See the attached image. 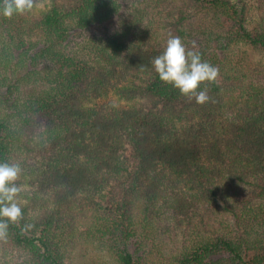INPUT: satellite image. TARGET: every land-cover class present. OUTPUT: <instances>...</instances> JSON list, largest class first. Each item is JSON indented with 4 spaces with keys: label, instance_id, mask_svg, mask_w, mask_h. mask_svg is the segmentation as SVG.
I'll return each mask as SVG.
<instances>
[{
    "label": "trees",
    "instance_id": "obj_1",
    "mask_svg": "<svg viewBox=\"0 0 264 264\" xmlns=\"http://www.w3.org/2000/svg\"><path fill=\"white\" fill-rule=\"evenodd\" d=\"M116 1L34 0L6 18L0 0V163L20 166L18 187L36 185L16 197L21 219L0 217V239L28 264H76L77 243L114 237L123 247L97 264H264V240L247 238L264 223V97L226 121L215 82L200 85L209 100L197 104L160 80L151 61L162 47H134L117 32L93 56L70 51L74 31L104 23ZM188 5L219 30L202 32L203 61L232 40L264 47L239 1ZM202 202L223 214L193 223L189 209Z\"/></svg>",
    "mask_w": 264,
    "mask_h": 264
},
{
    "label": "rangeland",
    "instance_id": "obj_2",
    "mask_svg": "<svg viewBox=\"0 0 264 264\" xmlns=\"http://www.w3.org/2000/svg\"><path fill=\"white\" fill-rule=\"evenodd\" d=\"M237 1L244 7L243 16L246 27L253 34H264V0ZM116 4H118V10L101 25L97 24L81 31L78 29L74 31V34L76 33L75 40L69 43L70 51L83 49L81 53H90L93 56L96 46H102L109 34L112 36L117 32L123 36L127 34L131 42L130 45L134 47L143 49L162 47L166 49L168 39L178 36V31H184L186 37L182 43L186 50L197 51L205 37L203 31L212 28L215 35L219 33V30L214 28V16L209 14L201 18L194 17L195 11L192 5H188V0H117ZM182 13H185L186 18H182ZM222 29L227 32L230 25L222 26ZM226 29L228 30L226 31ZM189 35H193V37L189 38ZM126 49L122 47L121 52H125ZM207 54L213 56L208 62L219 69L211 96L213 95L212 99L215 100L221 94L226 103L225 107H222L225 111L222 119L229 121L234 116L237 117L238 113L241 120L243 117L240 115L245 116L248 111L247 104L252 108L253 103L264 97V47L232 40L226 49L218 52V56L209 52ZM161 104L156 101L152 105L161 109ZM226 121L223 123L225 127L228 126ZM29 183L26 182V185L19 187L24 192L36 187L35 184L29 185ZM225 185L229 187L233 184L227 181ZM202 203L198 204L197 208L189 209L190 212L195 213L193 223L198 224L203 215H208V212L211 211L215 212L214 215L211 214V217L223 214L220 203L216 206H212V203L206 206L209 211H205V202ZM218 221L219 218L216 223ZM253 228L255 230H252L247 238L264 240V223ZM138 229L137 233H140V227ZM158 230L163 234L162 226ZM157 234L159 235L158 232ZM162 234H160L161 238L156 240L157 242L161 243ZM115 238L102 241V243L95 242L92 245L77 243L72 250L73 262L76 264H97L99 259H104V256L108 258L107 253L110 257L109 248L119 250L123 247L119 238ZM163 239L164 242H167L166 236H163ZM135 241V238L127 241L130 249L132 246L133 248L138 246ZM164 246L167 247V244L162 245L160 253H164ZM28 259L26 252L18 249L13 250L6 241L0 239V264H28Z\"/></svg>",
    "mask_w": 264,
    "mask_h": 264
},
{
    "label": "clouds",
    "instance_id": "obj_3",
    "mask_svg": "<svg viewBox=\"0 0 264 264\" xmlns=\"http://www.w3.org/2000/svg\"><path fill=\"white\" fill-rule=\"evenodd\" d=\"M33 5L34 0H3V15L11 18L14 13L30 11ZM151 64L161 81L171 84L190 101L194 98L197 104L209 100L208 90H198L200 85L206 81L214 82L219 75V69L203 61L198 51L186 50L179 36L170 37L166 49L153 58ZM20 172L18 164L0 163V217L12 222H17L23 216L21 207L16 203L21 189L15 181ZM7 227L6 222L0 221V236L6 234Z\"/></svg>",
    "mask_w": 264,
    "mask_h": 264
}]
</instances>
